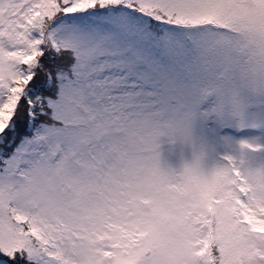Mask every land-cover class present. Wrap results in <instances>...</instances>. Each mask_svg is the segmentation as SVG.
<instances>
[{
	"label": "snow or ice",
	"instance_id": "6c2138e0",
	"mask_svg": "<svg viewBox=\"0 0 264 264\" xmlns=\"http://www.w3.org/2000/svg\"><path fill=\"white\" fill-rule=\"evenodd\" d=\"M0 264H264V0H0Z\"/></svg>",
	"mask_w": 264,
	"mask_h": 264
}]
</instances>
